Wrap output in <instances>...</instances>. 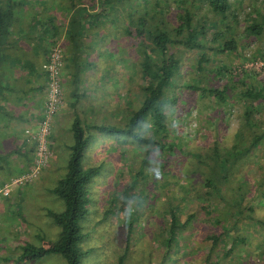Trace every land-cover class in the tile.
<instances>
[{
    "label": "rangeland",
    "instance_id": "obj_1",
    "mask_svg": "<svg viewBox=\"0 0 264 264\" xmlns=\"http://www.w3.org/2000/svg\"><path fill=\"white\" fill-rule=\"evenodd\" d=\"M131 1L134 3L132 10L136 9L135 15L143 13V8L146 5L152 6L153 2V0ZM230 1L233 6L235 4L234 8L237 11L238 22L235 35L241 42L238 51L237 49L234 52L214 51L205 46L203 50L208 55V59L203 64L210 68L207 70L204 66L199 69L194 66L196 49L178 48L177 50L180 55V70L179 75L174 77L172 84L165 90L166 94L172 93L174 100H165L163 105L168 133L163 139L169 140L172 146L176 144L179 146L161 152L152 149L146 153L147 144L144 141L132 138L126 133L94 128L89 125L88 118L92 119L95 115L91 116L87 112L81 115L85 121L83 124L87 125L84 126L87 140L83 146L80 163L84 167L96 165L97 171L84 185L88 202L87 212L81 220V228L86 231V234L79 242L80 247L84 248L79 257V264H114L121 252H124V264H154L155 262V264H203L202 257L209 245V239L205 233L221 231L219 224L214 223L210 214L218 215L219 221L226 224L231 222V218L234 219L237 229L225 230L220 235L218 242L208 253V260H215L214 264H264V225L252 220L259 218L264 221V197L255 196L258 174L254 170L248 169L247 173L245 172L246 177L251 180L249 191L251 199L249 201L248 198L245 203H241L246 205L248 202L252 211L243 209L242 213L223 217L222 213L225 209L222 203H215L217 198L213 196L211 209L208 213L202 214L198 206L201 200L190 199L199 187L200 190L203 187L199 167L194 166L199 164L197 159L201 155L198 153L203 152L206 144L213 138L217 139V144H221L219 140L224 141L225 144L230 140L231 131L238 127L239 105L234 101L216 103L206 95L198 94L197 88L187 87L183 81H190L195 75L200 74L203 82L218 83L222 78L216 76L213 67L221 62L228 64L231 68L230 77H235L236 73H241L243 69H249L255 78L264 75V65L255 68L256 70L246 65L249 60L264 58V51L261 50L264 37L243 31L245 6L248 5L251 9L250 4H253L258 8L262 6V0ZM242 2L243 5H240ZM201 3L203 6L198 12L199 17L215 18L216 16L208 10L206 4ZM125 5L127 10L131 8L127 0ZM176 11V3L169 0V7L163 12L169 20L166 22H176ZM125 14H127L126 10L122 11V22H117L115 21L117 15L112 12L113 21L106 27V30H109L106 33H111L104 35L110 37L104 42L106 53L97 61L98 65L109 69L113 78L112 106L110 111L106 107V113L101 115L100 119L103 123L118 125H124L137 106L139 98L141 99L143 82L141 71L137 67V59L141 56L142 40L139 37L138 45H136L135 36L127 34ZM231 21L230 18L226 20L229 23ZM210 26L206 30L207 33L212 30ZM213 43L206 40L205 45ZM237 52L238 56L243 54L244 58H239ZM253 74L245 76L244 79L250 80ZM98 119L99 116L96 117V120ZM67 120L68 118L63 119L64 123L67 124ZM149 122L150 120L145 119L143 123H138L135 129L146 133L144 125ZM68 136L72 138L71 129L63 132L65 140ZM261 147H263L262 143L249 155L248 161L251 164L256 159V155H259ZM166 153H170V158L160 167L159 160ZM66 157L67 155H58L62 162L50 171L52 180H47L46 183L42 179L37 183L38 187L33 185L32 194L38 193L37 190L43 189L48 183H56L65 171ZM251 167L252 165H249L248 168ZM238 173L237 169L233 177H236ZM37 175L30 180L38 179L36 177L39 175ZM39 178L42 176L40 175ZM225 185V194L228 196L229 184ZM42 194L43 198L46 197L48 208L54 210L62 208L63 202L58 194L53 191ZM260 201L261 203H258ZM168 203L174 204L178 220L182 219L188 209L194 210L195 214L185 225L178 228L173 242L169 244L170 249L166 251V256L161 258L164 247L161 240L165 232L164 226L167 225ZM246 214L251 215L252 218L246 217ZM48 221V225L42 223L36 229H32L39 235L37 244L48 241L49 245L58 234L59 225L50 217ZM233 232H237L243 240L236 242L232 251L225 255L223 252L229 244L228 237ZM26 263L65 264V259L59 252L49 250Z\"/></svg>",
    "mask_w": 264,
    "mask_h": 264
},
{
    "label": "trees",
    "instance_id": "obj_2",
    "mask_svg": "<svg viewBox=\"0 0 264 264\" xmlns=\"http://www.w3.org/2000/svg\"><path fill=\"white\" fill-rule=\"evenodd\" d=\"M172 1L176 3L177 10L175 12L176 22L174 23L166 22L169 20L163 15L165 8L169 7V0H153L152 6L146 5L143 8V13L136 15V9L132 10L134 3L131 0H127L131 7L128 10L124 4L123 12L126 10L127 13L125 14L127 17V34L135 36L136 45H138L137 40L139 37L142 40L141 56L137 59V67L143 77L141 99L139 98L137 106L130 113L124 125L103 123L101 121L89 122V125L94 128L126 133L132 138L144 141L147 144L146 153L152 149L161 152L179 146L178 144L172 146L169 140L163 139L165 135H168L166 131L167 118L165 117L163 105L165 100H174L172 93L166 94L165 90L172 84L174 77L179 75L180 55L177 51L178 48L196 49L194 66L199 69L203 68L204 61L208 59V55L203 50L205 46L214 51L231 50L234 52L236 45H240V41L237 40L235 35L238 19L237 11L234 8L236 6L235 4L233 6L232 1ZM201 2L206 4L208 10L216 16L215 18L199 17L198 12L203 6ZM15 3L14 0H0V36L5 32L11 20L12 5ZM240 5H243V2ZM250 5L251 9L248 5L245 6L246 14L244 15L243 31L257 36L263 35L264 37V0H262V6L258 8L253 4ZM229 18L232 19L230 23L226 22ZM219 23L221 25H218ZM210 25L212 30L207 33L206 30ZM206 40L214 43L205 45ZM147 41L148 43H146ZM261 50L264 51V45H262ZM238 57L244 58V55L240 54ZM249 71V69H243L241 73L238 74L237 72L235 77H230L232 75L231 68L228 64L221 62L213 67L216 76L222 78L220 82L215 84L209 81L203 82L200 74L195 75L190 81H183L187 87L197 88L198 94H204L216 103L234 101L239 105L238 127L231 131L230 140L226 144L224 141L219 140L221 144H217V139L213 138L212 141L206 144L203 152L198 153L201 155L197 159L199 164H194V166L199 167L200 181L203 187L201 190L199 187L190 199L201 200L198 206L202 210V214L208 213L211 209L213 196L217 198L215 203H222V207L225 209L222 213L223 217H230L238 212L242 213L243 209L252 211V207L248 202L246 205L241 204L245 203L246 199L249 198V201L251 199L249 197L251 180L246 177L248 169L254 170L258 174L255 196L264 197V160H261L264 159V75L255 78L254 74ZM250 74H253L250 80L244 79L245 76ZM145 119L150 120V122L144 125L146 133H142L140 130H136L135 127L138 123H143ZM84 126L87 125L83 124L78 116L73 118L71 122L72 141L69 145L65 171L51 187V191L58 194L63 202L61 209L54 210L50 208L47 210L52 220L59 225L58 234L48 246L40 249L31 243H25L24 252L41 254L49 250L57 251L64 257L65 264H79V257L84 251L79 242L86 234V231L81 228V220L87 212L88 202L84 185L89 177L97 171L96 165L84 167L80 163L83 146L87 140ZM260 143L263 144V147H261L259 155H256V159L251 164L248 157ZM169 158L170 153L161 156L159 160L160 167ZM249 165H252V167L248 168ZM237 169L239 173L236 177H233V173ZM228 184L230 194L227 196L224 185L227 186ZM258 203H261V201ZM166 212L168 218L161 240L164 244L161 258H164L166 251L170 249L169 244L173 242L174 234L177 233L178 228L185 225L195 214L194 210L188 209L182 219L178 220L175 206L171 203L167 204ZM210 215H212L211 218L214 223L219 224L221 231L205 233V236L209 239V245L202 257L203 264L215 263V260H208V253L216 245L220 235L225 230L237 229L234 219L231 218V222L226 224L219 221L218 215ZM245 216L252 218L249 214ZM252 220L264 225L262 219L253 218ZM228 238L229 244L223 252L225 255L232 251L236 242L243 240L237 232H233ZM123 257L124 252H121L114 264H124ZM157 262L159 263V260Z\"/></svg>",
    "mask_w": 264,
    "mask_h": 264
},
{
    "label": "crops",
    "instance_id": "obj_3",
    "mask_svg": "<svg viewBox=\"0 0 264 264\" xmlns=\"http://www.w3.org/2000/svg\"><path fill=\"white\" fill-rule=\"evenodd\" d=\"M14 1L11 20L0 36V264H25L38 256L24 252L27 242L39 249L48 246V241L37 244L39 235L32 229L49 223L50 208L42 193L50 192L55 182L38 193L31 191L42 179L46 183L52 180L50 171L62 162L59 154L68 155L72 138L65 140L63 132L71 129L73 118L78 116L85 123L81 115L87 112L95 115L88 118V123L99 122L106 107L110 111L112 74L97 61L106 53L104 42L110 37L104 35L111 33H106L113 21L111 14L116 12L115 21L122 22L126 2ZM52 40H58L62 48V101L52 116L48 135L52 156L38 173L42 178L37 175L35 180L15 181L12 178L28 167L31 144L25 140L24 127L32 125L40 111L46 86L40 64ZM239 47L237 44L236 49ZM67 118L71 121L66 124L63 119Z\"/></svg>",
    "mask_w": 264,
    "mask_h": 264
},
{
    "label": "built area",
    "instance_id": "obj_4",
    "mask_svg": "<svg viewBox=\"0 0 264 264\" xmlns=\"http://www.w3.org/2000/svg\"><path fill=\"white\" fill-rule=\"evenodd\" d=\"M61 63V45L58 40H52L47 54L40 64L46 77V86L40 111L35 121H33V124L24 127L25 140L31 144V155L28 167L25 171L12 178L15 181L21 182L30 180L39 173L40 169L52 156L48 135L52 116L57 111L62 101V91L59 80ZM246 65L249 66V68L257 69L264 65V59L249 60ZM7 188V184H5L3 189L6 190Z\"/></svg>",
    "mask_w": 264,
    "mask_h": 264
}]
</instances>
